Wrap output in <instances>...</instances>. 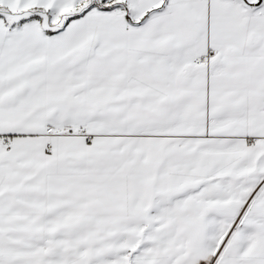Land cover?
Wrapping results in <instances>:
<instances>
[{
    "label": "snow or ice",
    "instance_id": "6c2138e0",
    "mask_svg": "<svg viewBox=\"0 0 264 264\" xmlns=\"http://www.w3.org/2000/svg\"><path fill=\"white\" fill-rule=\"evenodd\" d=\"M0 264H264V0H0Z\"/></svg>",
    "mask_w": 264,
    "mask_h": 264
}]
</instances>
